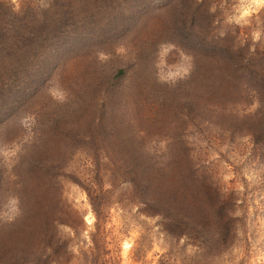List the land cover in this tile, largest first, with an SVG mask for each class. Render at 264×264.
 I'll list each match as a JSON object with an SVG mask.
<instances>
[{
  "label": "trees",
  "instance_id": "obj_1",
  "mask_svg": "<svg viewBox=\"0 0 264 264\" xmlns=\"http://www.w3.org/2000/svg\"><path fill=\"white\" fill-rule=\"evenodd\" d=\"M163 1L161 7L167 6L155 9L148 8L152 0H147V15L141 18L138 10H116L106 16L110 18L106 24L94 28L104 35L106 29L108 33L129 31L130 24L134 44L129 50L130 63L96 72L95 85L105 91L106 99L98 104L99 118L90 130L91 137L80 142L73 135L76 127L62 129L49 113L42 124L32 126L30 151L17 167L14 182L21 214L0 230V264L40 259L33 250L35 244L54 232L60 217L71 212L56 176L68 152L80 143L87 151L89 168L80 182L72 181L85 189L95 220L106 205L104 198L115 193L117 199L136 202L157 216L167 235L178 231L191 235L196 246L193 264L220 262L223 247L235 236L237 225L231 191L226 192L219 183L215 163L207 157L211 151L220 154L219 145H232L241 137L252 142L250 155L254 159L264 155V41L252 40L247 31L251 25L264 29V12L251 25L232 22L220 31L207 0L185 3L183 9H176L182 0ZM11 5L0 0V29L13 14ZM171 6L165 18L162 11ZM56 13L59 16H34L32 25L24 23L26 46L13 52V61L8 58L0 66V120L28 102L52 69H61L65 51L71 46L77 51V35L65 36L64 41L58 38L57 49L51 43L65 23V18H60L64 14ZM145 26L148 28L142 31ZM158 36L187 49L194 60L191 76L174 86H162L153 75ZM47 46V52L60 55L55 59L45 53L37 57ZM125 76L128 79L123 84ZM141 96L143 100L136 103L139 109L128 110L130 101ZM145 102L150 104L149 113L141 112ZM140 119L147 121V126ZM150 128L171 135L160 152L145 149L142 137ZM2 180L8 183L0 177V189ZM103 180L108 185L104 189ZM7 229L12 231L5 234Z\"/></svg>",
  "mask_w": 264,
  "mask_h": 264
},
{
  "label": "rangeland",
  "instance_id": "obj_2",
  "mask_svg": "<svg viewBox=\"0 0 264 264\" xmlns=\"http://www.w3.org/2000/svg\"><path fill=\"white\" fill-rule=\"evenodd\" d=\"M1 1L4 4H12L10 8L13 14L9 18L6 17L8 20L0 29V52H5L0 55V66H4L8 58L13 61L16 57L13 52L26 46L28 39H24L26 34L24 23L32 25V21H36L32 19L34 16L50 18L53 13L56 17L59 16L56 12L64 14L65 17L60 18H65V23L51 42L55 43L56 49L57 42H60L58 38L64 41L67 39L65 36L77 35L80 42L77 43L79 45L77 51L71 46L72 48L63 53L61 69L57 71L52 69L47 77L42 79L36 92L28 98V102L14 115L10 114L0 120V144L16 141L22 145L20 153L14 159L7 163L0 159V177H5L8 181L4 183L2 180L0 208L9 196H17V184L14 183L17 178L16 169L24 163L30 151L32 127L30 131L23 129L20 126V118L32 114L35 116V124H42V118L49 113L57 118V123L62 129L67 128L71 131L76 127L77 132L73 135L80 142L88 139L89 135L91 137L90 130L99 118L98 104L106 99L105 91L95 85L96 72L130 63L132 53L129 50L134 44L130 24L129 31L124 32L117 30L108 33L106 29L102 35L93 30L99 24H106L110 19L106 16L116 10L128 13L138 10L140 18L146 16L148 11L145 6L147 0ZM194 1L177 2L179 8L176 9H183L185 3L193 5ZM207 1L210 10H213V22L218 24L217 28L220 31L232 22L240 26L251 25L257 15L264 12V0ZM163 3V0H152L148 8L159 9L167 6L161 7ZM169 11H172V6L169 10L162 11L165 18L167 17L165 13ZM252 15L254 19L251 18ZM94 23L96 25H93ZM147 28L148 26H145L142 31ZM247 31H250L252 40L261 38L264 41V29H260L258 25L257 27L251 25ZM107 34H111L110 37H106ZM161 42L173 43L160 36L154 40L152 66L156 81H158L155 68L156 46ZM180 50L190 54L187 49L177 45V51L169 57L170 62L178 57ZM47 51L48 46L37 52V57L45 53L49 58L55 59V56L60 55ZM101 53L106 56L103 61L99 58ZM192 62L194 64L193 57ZM127 79L125 76L121 82L126 84ZM57 82L68 93L67 101L62 104L54 101L48 94V88ZM122 89L127 91L125 85ZM142 100V96L136 97L130 101L132 105H127L129 106L127 109L138 110L140 105L136 103ZM142 107L141 112L149 113L151 110L149 102L143 103ZM252 107L253 105L249 109ZM139 122L147 126V121L140 119ZM149 130L142 137L145 149L150 153L162 151L164 148L160 147V143L170 141V133L154 131L153 128ZM94 137L96 140L99 139ZM233 141L235 143L232 145H219L220 154L211 151L207 157L209 162L213 160L215 163L219 183L224 185L226 192L231 191V207L237 225V232L223 247L218 264H264V155L258 160L250 155L252 142L247 140V137L235 138ZM83 148L81 143L74 146L61 163V168L57 170L56 177L61 183V196L71 205V212L61 216V223L57 225L56 230L48 232L35 244L33 250L40 259L26 261L25 264H193L196 250L193 237L183 235L180 231L175 235H167L161 228L158 217L142 210L136 202L128 203L124 199H117L115 193L111 195L107 193L109 196L104 198L106 205L98 220H95L85 189L72 181L80 182L85 170L89 168V161L85 159L87 151ZM107 187V181L103 180L102 189ZM8 225L9 221L0 217V230H5ZM9 230L7 229L5 234L12 231Z\"/></svg>",
  "mask_w": 264,
  "mask_h": 264
},
{
  "label": "clouds",
  "instance_id": "obj_3",
  "mask_svg": "<svg viewBox=\"0 0 264 264\" xmlns=\"http://www.w3.org/2000/svg\"><path fill=\"white\" fill-rule=\"evenodd\" d=\"M156 51V63L155 68L157 70L158 82L174 86L179 82L188 79L194 69L192 57L189 53L180 50L178 57L172 62L169 61V57L173 52L177 51V45L170 42H161L157 46ZM102 61L106 59V56L101 53L99 57ZM51 83V82H49ZM48 94L57 103H65L68 99V93L57 82L51 84L48 88ZM35 123V116L32 114H26L20 118V126L26 131H30L31 127ZM166 141H161L160 147H165ZM22 145L16 141L6 142L0 144V159H3L6 163L20 153ZM20 201L17 196H9L2 208H0V217L11 222L21 214Z\"/></svg>",
  "mask_w": 264,
  "mask_h": 264
}]
</instances>
